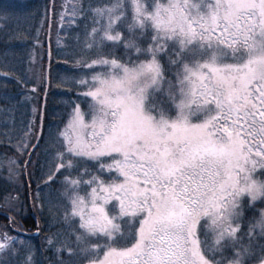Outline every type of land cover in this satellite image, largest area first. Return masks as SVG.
Instances as JSON below:
<instances>
[{
    "label": "snow or ice",
    "instance_id": "obj_1",
    "mask_svg": "<svg viewBox=\"0 0 264 264\" xmlns=\"http://www.w3.org/2000/svg\"><path fill=\"white\" fill-rule=\"evenodd\" d=\"M61 8L60 30L75 31L94 55L72 66L90 79L65 78V95L85 88L77 101L87 107L64 101L71 111L43 181L62 177L54 213L62 231L48 238L56 264H264V0ZM42 134L43 115L38 142ZM15 150L23 155L28 141ZM29 163L31 153L24 173ZM11 231L0 230V264H36Z\"/></svg>",
    "mask_w": 264,
    "mask_h": 264
},
{
    "label": "trees",
    "instance_id": "obj_2",
    "mask_svg": "<svg viewBox=\"0 0 264 264\" xmlns=\"http://www.w3.org/2000/svg\"><path fill=\"white\" fill-rule=\"evenodd\" d=\"M63 3L64 0H55V15L51 11L49 23L50 0H0V16L8 17L0 20V73L11 74L10 78L0 76V211L6 214H0V230L10 226V234L17 235L18 228L21 238L30 245L36 264H56L58 258L55 248L49 246L48 238L62 231L54 218L62 177L58 176L56 182L48 186L43 181L47 179L50 167H54L53 157L59 148L57 129L63 127L68 119L67 113L71 111L64 101H77V94L85 89L73 87L71 96L65 95L68 88L65 78L88 75L87 69L73 70L72 66L76 59H88L94 55L77 44L75 31L60 30L59 13ZM4 5L10 7L5 9ZM48 27V87L41 112L48 64ZM17 78L28 79L29 83L26 86L18 84ZM32 87H37L38 92L31 93ZM26 95L33 98L27 100ZM77 102L84 107L83 97ZM34 107L37 109L35 114ZM41 113L43 134L38 142ZM33 121L34 131L25 137L29 123ZM20 139L28 141V151L23 155L15 150ZM36 143L39 146L31 151ZM29 153L31 163L24 173V162ZM9 159L17 161L20 175L10 174ZM38 185L40 199L35 200ZM10 216L16 221L13 225H9Z\"/></svg>",
    "mask_w": 264,
    "mask_h": 264
},
{
    "label": "water",
    "instance_id": "obj_3",
    "mask_svg": "<svg viewBox=\"0 0 264 264\" xmlns=\"http://www.w3.org/2000/svg\"><path fill=\"white\" fill-rule=\"evenodd\" d=\"M52 7V0H50V5H49V9H51ZM50 18H51V11H49V21H50ZM49 30L50 28L48 27V32H47V38H46V42H47V56H48V64H47V71H46V83H48V68H49ZM47 89V85H46V88ZM45 92H44V95H43V105H42V108L44 106V102H45ZM41 115H43L41 113ZM39 133H38V136L41 135V117H40V121H39ZM37 144V143H36ZM33 150V148L31 149V151ZM28 158H29V155H28ZM28 160V159H27ZM38 231L35 232V234H37Z\"/></svg>",
    "mask_w": 264,
    "mask_h": 264
},
{
    "label": "bare ground",
    "instance_id": "obj_4",
    "mask_svg": "<svg viewBox=\"0 0 264 264\" xmlns=\"http://www.w3.org/2000/svg\"><path fill=\"white\" fill-rule=\"evenodd\" d=\"M51 22V18H50V21H49V23ZM46 85H47V87H48V83H46ZM46 87V86H45ZM44 95V94H43ZM42 98H43V96H42ZM45 99H46V96H45ZM42 105H43V102H42V104H41V112H43V109H44V106H43V108H42ZM44 105H45V102H44ZM29 155V154H28ZM28 155H27V159H29L28 158ZM0 214L1 215H6L5 213H3V212H1L0 211Z\"/></svg>",
    "mask_w": 264,
    "mask_h": 264
},
{
    "label": "rangeland",
    "instance_id": "obj_5",
    "mask_svg": "<svg viewBox=\"0 0 264 264\" xmlns=\"http://www.w3.org/2000/svg\"><path fill=\"white\" fill-rule=\"evenodd\" d=\"M81 77H83V76H81ZM84 77L90 79V77H91V73L88 72V75H84ZM83 91H86V89H83V90H81L80 92H83ZM84 107H85V108L87 107L86 103H85Z\"/></svg>",
    "mask_w": 264,
    "mask_h": 264
}]
</instances>
